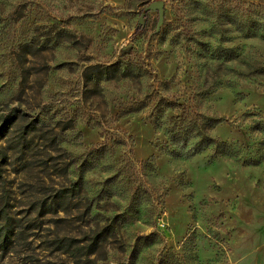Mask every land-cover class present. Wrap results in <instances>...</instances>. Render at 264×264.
Returning a JSON list of instances; mask_svg holds the SVG:
<instances>
[{
	"label": "rangeland",
	"instance_id": "rangeland-1",
	"mask_svg": "<svg viewBox=\"0 0 264 264\" xmlns=\"http://www.w3.org/2000/svg\"><path fill=\"white\" fill-rule=\"evenodd\" d=\"M151 1L0 0V264H264V0Z\"/></svg>",
	"mask_w": 264,
	"mask_h": 264
},
{
	"label": "trees",
	"instance_id": "trees-1",
	"mask_svg": "<svg viewBox=\"0 0 264 264\" xmlns=\"http://www.w3.org/2000/svg\"><path fill=\"white\" fill-rule=\"evenodd\" d=\"M249 15L252 19L251 21V28L249 29V33L251 35H255L257 34V32L259 31V36L264 38V25H262V23H259L263 26V28H261V30H259V28L257 26H255L256 20H254L256 18V16H260V13L256 10H251L249 11ZM261 27V26H260ZM112 65L114 66L115 63H112ZM251 75H264V63L261 62H256V64L253 66V68L250 70ZM246 117H249V129L250 131H264V113H255V112H250L246 114ZM158 118V115L154 116L153 120L155 121V119ZM220 119L218 117H212V116H208L206 118L203 119V121L201 123H188L186 125V129H182V132L179 133V138L184 140V138H186L188 135L189 136H196V140H195V149H198L200 146L204 145V144H209L211 143L213 146V153H215L216 155H230V156H237L240 153V146L236 145L235 143H229V142H220L217 141L213 136L208 135L207 132H205V130L203 131V129H208L210 127H212V125L216 122H218ZM188 132L191 133L187 134ZM178 134V133H177ZM175 135V134H174ZM259 142H262L261 140H258ZM246 160V159H245ZM72 185H78V180H75L72 182ZM78 187V186H77ZM100 232H96L93 236L89 237L90 238V244L93 245V247H91L90 249L87 250V254H90L92 252H94V246L96 244V242L101 241V239L103 238H98Z\"/></svg>",
	"mask_w": 264,
	"mask_h": 264
},
{
	"label": "water",
	"instance_id": "water-1",
	"mask_svg": "<svg viewBox=\"0 0 264 264\" xmlns=\"http://www.w3.org/2000/svg\"><path fill=\"white\" fill-rule=\"evenodd\" d=\"M157 10L158 12V21L161 19L162 17V12H161V9H162V2L161 0H153L151 1L148 5L144 6L139 12H140V18L141 20L144 18L143 15L145 13L146 10H149V9H155Z\"/></svg>",
	"mask_w": 264,
	"mask_h": 264
}]
</instances>
